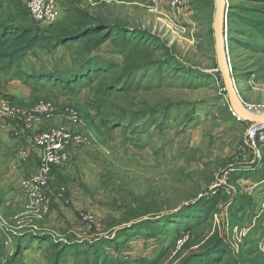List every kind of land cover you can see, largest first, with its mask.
<instances>
[{
	"label": "rangeland",
	"instance_id": "1",
	"mask_svg": "<svg viewBox=\"0 0 264 264\" xmlns=\"http://www.w3.org/2000/svg\"><path fill=\"white\" fill-rule=\"evenodd\" d=\"M1 1L6 8L11 0ZM17 1L27 12L30 20L24 22L29 25L53 33H56L54 30L69 33L88 29L95 33V24L72 30L79 23L77 16H73L68 25L61 21L69 5L67 0H59L61 17L49 25L38 23L32 17L28 0ZM84 1L85 5L88 3L84 9L93 6L109 20H124L125 28L111 33L127 35L128 49L138 52V61L143 64L128 72L121 69L106 71L92 79L85 78L71 88L56 81L55 84L25 85L30 96L29 105L24 106L14 103L17 101L14 97L0 92L12 106L26 113L47 102L58 110L77 109L92 138L87 144L74 145L77 148L67 163L62 167L52 165V171L66 168L72 170L76 178L83 170L96 177L106 173L100 175L97 182L89 179V187H84L80 178L69 183L70 191H77L73 193L75 199L80 202L81 190L82 200H87L88 206L77 212L75 220L62 223L55 221L59 212L54 216L45 210L49 199L35 208H2L1 193L4 190L0 186V264H93L101 254L110 256L115 262H125L133 258L129 252H136L134 257H138L151 248L155 252L168 245L178 234L174 235L175 229L192 220L198 221L197 228L191 233L185 229L180 232L183 235L178 240V248L190 234L198 241L191 251L205 248L209 238L218 237L225 244L216 245L212 253L221 257L230 250L237 259L246 255L264 260V140L249 141L247 129L255 121L247 120L245 124L231 114L229 87L222 70L219 72L215 64L218 54L216 35L210 22L214 11L212 2L202 0L204 8L197 9L194 0H179L176 4L173 0ZM228 2L240 6L236 10L230 9L227 27L223 25L222 31H227L230 16H237L235 34L239 40L233 43V49L225 44L223 52L231 59L244 103L253 110H261L264 108V14L243 7H262L264 1ZM217 8L215 0L214 15ZM249 17L256 18L254 26L249 27L244 22V18ZM111 38L90 53L80 50L79 41L65 46L61 42L59 47L51 49L39 45L31 52L34 55L30 53L35 60L29 59L25 68L44 66L45 69L64 70L65 64L76 68L86 54L99 55L123 65L125 57L116 50V43ZM119 77L124 79L120 86L115 84ZM18 81L14 83L19 84ZM104 89L114 92L105 95ZM149 112L153 114H147ZM50 121L54 119L41 120L39 127L46 128L36 134L58 124L73 127L68 121L56 125ZM104 125L105 130L98 133L96 129ZM102 167L104 170L100 171ZM51 175L52 172L49 178ZM220 178L222 186L217 193H213L214 196L207 194L213 191L211 186ZM122 182L128 190L132 188L141 194H150V197L157 196L159 204L166 198V207L155 209V214L121 223L126 209L116 208L117 201L121 202L116 196L119 194L125 199L128 195V190L120 187ZM201 193L204 196L201 197ZM57 197L64 208L70 206L69 209H73L68 190L66 193L61 191ZM213 197L216 202L209 217H206L205 209H186L176 217L172 227L168 220H158L162 226L171 229L168 234L163 231L166 228L161 227L162 233L152 235L149 223L129 230L128 236L123 232L140 221L176 212L182 203L188 205L190 200L189 203H193L197 199ZM117 223L120 224L115 226ZM120 231L123 234H118ZM32 232L38 235H31ZM37 237H41L40 240ZM175 254L176 250L165 264H169Z\"/></svg>",
	"mask_w": 264,
	"mask_h": 264
},
{
	"label": "trees",
	"instance_id": "2",
	"mask_svg": "<svg viewBox=\"0 0 264 264\" xmlns=\"http://www.w3.org/2000/svg\"><path fill=\"white\" fill-rule=\"evenodd\" d=\"M64 0H61L63 2ZM202 0H194V5L197 9L204 8V5L201 3ZM212 2V8L215 11V0H208V2ZM250 1H258V0H250ZM264 1V0H262ZM68 6L65 8V16L63 23L68 25L70 24L73 16H77L79 19V23L74 25V29L72 30H80L86 24H95L96 30L95 33H91L88 30L82 31H73L66 33L68 31L54 30L53 33L48 31L46 28H42L40 26H32L24 22V20L29 21V17L24 8H21L20 3L17 0H11L7 7L0 0V71L10 75L13 78L21 79L25 82V84L32 86L35 84H44L45 82H50L52 84L60 83L64 87L71 88L74 85H78L83 79H92L94 76L102 74L104 72H109L110 70H125L128 72L131 69H137L141 67L143 63H140L138 60L139 55L134 49H128V45H130V41L128 40L127 35H119L120 33H111L113 31L119 30L120 28H125L124 20L119 19H107L105 15L97 13V9L93 6H90L87 9L88 3L85 5L84 0H67ZM85 5V6H84ZM202 6V7H201ZM239 3H229L228 13L231 9L236 10L237 7L239 9ZM79 7V9L77 8ZM83 7V8H82ZM244 10H251L253 12H259L264 14V6L262 7H253L252 5H246L243 7ZM64 11V9H63ZM214 11L210 15V22H214ZM66 13L68 16L66 17ZM228 15V14H227ZM237 16H230V23L228 24L227 31H225L226 40L224 43L227 46L231 45L233 49V43L238 42V37L235 34L237 28ZM65 19V20H64ZM243 20V19H241ZM69 21V23H68ZM244 22L249 25V27L254 26L257 21L256 18L249 17L244 18ZM93 26V27H94ZM256 27V26H255ZM100 28V29H98ZM111 33V34H110ZM93 34V35H92ZM119 35V36H117ZM121 36V37H120ZM109 37L116 43V50L123 53L125 57V61L123 65L113 61L104 59L99 55H89L86 54L85 58L79 62V67L69 68L65 64V69H56V68H46L43 66L41 68H33L30 71L25 70V64L31 52H35L37 46L41 45L47 49L57 48L60 44L63 43V46L72 43L73 41H79L80 50L83 52H92L94 49H98L100 45L106 42ZM65 40V41H63ZM58 42V43H54ZM62 42V43H61ZM216 42V41H215ZM125 43H127L125 45ZM253 47L252 45H250ZM137 59L135 60V58ZM65 56H63L64 58ZM231 60V59H230ZM73 61V60H72ZM70 63V60L68 61ZM153 62V61H148ZM177 62V61H176ZM156 64V63H155ZM154 64V65H155ZM216 67L221 72V68L219 63H215ZM70 66V65H69ZM232 66V65H231ZM233 69V67H232ZM205 74V73H202ZM233 74V71H232ZM234 76V74H233ZM222 79V77H221ZM122 77L117 78L115 84L120 86L124 81ZM223 81V80H222ZM112 93L113 91H106L105 89L102 91L103 94L107 95L108 93ZM110 93V94H111ZM168 107V106H165ZM163 109V108H162ZM166 109V108H164ZM147 114L152 115L153 112H149ZM124 115H120L122 117ZM234 118V117H233ZM236 119V118H234ZM123 124V121H121ZM239 122L248 123L247 120H242ZM121 124V125H122ZM120 126V125H119ZM105 130V125L98 127L96 131L101 133ZM136 189L130 188L128 190V195L124 199L122 203L121 209H126L124 213V219L122 222H129L131 220L147 216L152 213H156L155 209H161L166 207L168 200L166 198H162L163 201L159 204V199L157 196L150 197V194L139 193L135 191ZM198 196V195H197ZM196 197V195L194 196ZM208 198V197H207ZM206 198V199H207ZM161 200V199H160ZM205 200V199H203ZM197 199L193 203L191 200L188 202V205L185 203L180 204L179 210L172 213H166L161 216H157L156 218L140 221L127 227L123 232L126 233V236L130 235L129 230L134 229L140 224L149 223L150 232L152 235H158L162 233L161 223L158 220H168L170 222L169 227L174 225V221L179 214L185 212L186 209H205L206 217L210 216L211 207L216 202V197L211 199H207L205 201ZM243 201V199H241ZM205 217V218H206ZM194 222V223H193ZM198 221H190L188 225L180 224L178 229H175L174 235L176 237L171 238L168 245L162 247L157 251H152L151 249L147 251V253H142L138 257L136 256V252H129L128 255H131L133 258L126 259L125 262L116 261L110 256H106L105 254H101L93 260V264H165L169 258L171 257L173 251L176 250L175 256H173L169 264H264V260L260 257H247L243 255L242 258H235L230 254V250H227L223 256L220 257L219 254H214L213 248L216 245L223 246L225 243H221L223 241L219 240L218 237H212L208 239V244L205 248H200L196 250H190L193 246L198 244L194 235L190 234L187 241H184L180 248H178V240L183 234H180L182 230L189 231L190 233L196 227ZM120 223L115 224V226ZM166 228L163 231H167L168 234L171 232V229ZM197 228V227H196ZM120 231L118 234H123ZM139 234V233H136ZM172 234V233H171ZM33 235V234H31ZM51 237V236H50ZM41 237H37L39 239ZM40 240V239H39ZM94 247H91L93 249ZM189 250V251H188ZM188 251V252H186ZM244 254V253H243ZM104 258V259H103ZM114 261V262H113ZM176 262V263H175Z\"/></svg>",
	"mask_w": 264,
	"mask_h": 264
},
{
	"label": "built area",
	"instance_id": "3",
	"mask_svg": "<svg viewBox=\"0 0 264 264\" xmlns=\"http://www.w3.org/2000/svg\"><path fill=\"white\" fill-rule=\"evenodd\" d=\"M178 1L179 0H173V3L176 4ZM28 8L32 17H34L38 23L43 25H49L56 22L61 13L59 0H28ZM223 38L226 40L225 35ZM229 64L231 65L230 61ZM230 68H232V66H230ZM52 105L53 104L50 102L42 103L31 112L26 113L25 111L12 106L6 98L0 96L1 123L14 120L22 128L31 129L34 123H39L41 120L60 119L68 121V123L73 126L72 128H69L65 125L58 124L56 127L54 126V128H48L39 134H34L31 148L39 150L41 161L34 174L22 181L23 193L28 197L27 206L32 208H35L44 202H48L47 185L49 175L52 172L51 166H64L69 159L68 147L71 145L87 144L89 138H91L87 128L88 125L77 109L67 108L65 110H58ZM244 105L246 110H249L250 113L264 115V108L261 110H253V108L247 107V104L244 103ZM230 111L232 116L238 121L245 119L233 107L230 108ZM246 136L252 143H255L257 138L264 140V121L253 122L248 127ZM220 180L221 178L217 179L213 185L211 184V189L213 191L207 194L215 195L213 193H217V190L222 186ZM61 191L64 192V189H61L58 195H60ZM200 195L201 197L204 196L203 193Z\"/></svg>",
	"mask_w": 264,
	"mask_h": 264
},
{
	"label": "crops",
	"instance_id": "4",
	"mask_svg": "<svg viewBox=\"0 0 264 264\" xmlns=\"http://www.w3.org/2000/svg\"><path fill=\"white\" fill-rule=\"evenodd\" d=\"M31 54L34 55L33 53ZM31 54L29 55L26 63L29 61V59L35 60V57H32ZM25 70L30 71L29 68H25ZM2 76H5L4 80L1 79ZM0 79L1 93L8 95L10 98L14 97V99L17 100L16 102H14L16 104H22L21 106L27 104L28 96H30L27 88L29 85L25 84V82L21 79L13 78L10 75H5V73L2 71H0ZM16 80H19L21 83L18 81L19 84H15L14 82ZM12 83H14L15 85L11 86ZM25 85L27 87H25ZM27 105H29V103ZM61 121L63 120L57 119L50 122H53L54 125H56ZM44 128L46 127H39V123H34L31 129H25L17 124V122L14 120H9L6 123L0 122V186L3 187L4 190L3 193H1L2 208H5V206H9L11 208L18 206L25 209L27 207L28 197L23 193L22 181L34 174L41 161L39 150L32 148L30 149V147L34 134ZM76 148L77 146L74 145L70 147V157H72L74 153L73 150ZM66 170V168H64V170L53 169L51 178H49V184L47 186L49 203L46 205L47 209H44L50 215H54L56 212H59V216L55 217L56 223H62L65 220H75L77 212H82V210L86 209V207L88 206L87 200H82L84 196L81 190V198L79 202L73 195V193H77V191L71 192L68 188L69 183H74V178H80V182H82L83 186L89 187L91 186V181H89V179L93 178L97 182L100 179V175H106V173H100L96 177L95 175L88 173L87 170H83L80 173L81 175L76 178L72 170ZM103 170L104 169L102 167L100 171ZM94 185H92V187H94ZM120 187L126 188L125 190H128L129 188L126 184H124V182L121 183ZM61 189H64L65 193L67 192V190L69 191V199L71 201L70 203H72L71 205L74 206L73 209H69L70 206L68 208H64L62 203H60V201H57V199H59L57 195ZM116 198H119V201H121L120 203H118L117 201L118 205H116V208L121 209V204L123 203L124 198L121 199V197H119V194L116 196ZM50 209L52 210L49 212L48 210ZM64 217L67 219H64ZM31 234L35 236L38 235L34 232H32Z\"/></svg>",
	"mask_w": 264,
	"mask_h": 264
},
{
	"label": "water",
	"instance_id": "5",
	"mask_svg": "<svg viewBox=\"0 0 264 264\" xmlns=\"http://www.w3.org/2000/svg\"><path fill=\"white\" fill-rule=\"evenodd\" d=\"M218 1H220V4L218 5L213 22L214 32L216 35V49L218 54V63L224 75L225 81L229 87L232 107L240 112V110H246V108L242 101L236 80L232 74V68H230L231 65L228 62L229 59L226 57V54L223 52V47L225 43L221 38L225 34V31H222V26L225 25V27H227V17H228L227 14H228L229 2L228 0H217V2ZM244 118L245 120H252L255 122L264 121V115H251L249 117H244Z\"/></svg>",
	"mask_w": 264,
	"mask_h": 264
},
{
	"label": "bare ground",
	"instance_id": "6",
	"mask_svg": "<svg viewBox=\"0 0 264 264\" xmlns=\"http://www.w3.org/2000/svg\"><path fill=\"white\" fill-rule=\"evenodd\" d=\"M220 4V1H218V5ZM222 38V40H223V37H221ZM224 41V40H223ZM240 110V109H239ZM239 112V111H238ZM240 115L242 116V117H249V116H251V115H254V114H249V112L247 111V110H240ZM214 196V195H213Z\"/></svg>",
	"mask_w": 264,
	"mask_h": 264
}]
</instances>
